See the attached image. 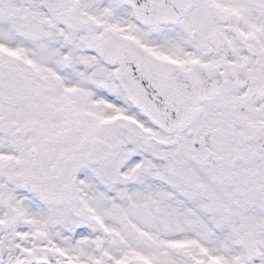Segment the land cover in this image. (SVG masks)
<instances>
[{
    "label": "snow or ice",
    "instance_id": "6c2138e0",
    "mask_svg": "<svg viewBox=\"0 0 264 264\" xmlns=\"http://www.w3.org/2000/svg\"><path fill=\"white\" fill-rule=\"evenodd\" d=\"M0 264H264V0H0Z\"/></svg>",
    "mask_w": 264,
    "mask_h": 264
}]
</instances>
